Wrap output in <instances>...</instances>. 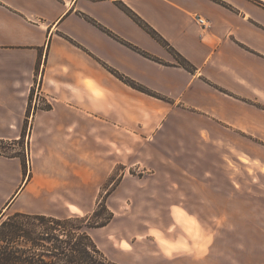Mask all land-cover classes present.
Instances as JSON below:
<instances>
[{"label":"crops","instance_id":"obj_1","mask_svg":"<svg viewBox=\"0 0 264 264\" xmlns=\"http://www.w3.org/2000/svg\"><path fill=\"white\" fill-rule=\"evenodd\" d=\"M37 76L50 106L34 114L25 133ZM262 77L264 5L254 0H0V140L26 136L40 166H81L90 179L98 159L108 165L127 158L129 132L151 133L141 137L148 139L156 119L176 109L208 129L200 136L205 146L221 141L220 129L235 140L264 141V90L256 84ZM107 168L104 181L113 166ZM60 197L59 186L37 183L21 158L0 154L1 216H59ZM185 215L172 211L170 218L194 219ZM169 236L167 245L151 238L157 255L149 263L139 261L137 239L122 238L116 259L224 264L211 260V247Z\"/></svg>","mask_w":264,"mask_h":264},{"label":"rangeland","instance_id":"obj_2","mask_svg":"<svg viewBox=\"0 0 264 264\" xmlns=\"http://www.w3.org/2000/svg\"><path fill=\"white\" fill-rule=\"evenodd\" d=\"M254 2L264 5L260 0ZM115 74L126 82L124 76ZM256 84L264 90V77L257 78ZM40 86L37 76L30 92L25 133L34 114L50 106ZM171 114L162 121L156 119L148 139L141 137L151 133L129 132L127 158L122 163L107 162L113 170L106 181L108 165L100 159L90 179L81 166L77 172L71 167L38 165L34 156L30 157L26 136L0 140V153L22 154L26 173L37 183L59 186L62 197L54 212L59 216H89L97 209V216L88 220L92 225L111 212L106 225L91 227L88 232L103 254L116 264H123L116 259L122 250L117 247L122 238L137 239L142 257L139 261L149 263L157 255L153 245H167L168 235L183 245L186 237L193 245L211 247V260H222L224 264H264V141L235 140L222 129L215 132L213 126L208 132L222 139L205 146L200 136L208 129L200 126L198 117L181 109ZM121 169L124 181L119 189ZM172 211L189 213L195 220L174 223ZM8 215H0V222ZM79 222L74 220L72 224Z\"/></svg>","mask_w":264,"mask_h":264},{"label":"trees","instance_id":"obj_3","mask_svg":"<svg viewBox=\"0 0 264 264\" xmlns=\"http://www.w3.org/2000/svg\"><path fill=\"white\" fill-rule=\"evenodd\" d=\"M151 34L163 42L156 34ZM179 62L191 70V65L185 59ZM127 82L148 92L130 80ZM11 156L21 158L26 171L23 155ZM101 207L106 210L105 205ZM97 213L96 209L89 216L44 213L8 215L6 220L0 222V264H116L103 254L88 232L91 227L106 225L112 218L111 212H108L102 221L91 225L88 220L96 217ZM74 220L80 221L79 224L73 225Z\"/></svg>","mask_w":264,"mask_h":264},{"label":"built area","instance_id":"obj_4","mask_svg":"<svg viewBox=\"0 0 264 264\" xmlns=\"http://www.w3.org/2000/svg\"><path fill=\"white\" fill-rule=\"evenodd\" d=\"M196 20L201 23V24H204V20L201 16H196Z\"/></svg>","mask_w":264,"mask_h":264}]
</instances>
